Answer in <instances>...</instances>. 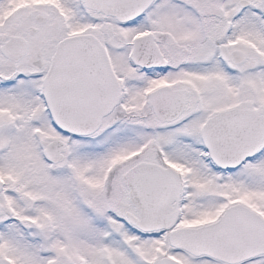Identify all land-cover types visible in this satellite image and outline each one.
I'll return each instance as SVG.
<instances>
[{"label":"snow or ice","instance_id":"1","mask_svg":"<svg viewBox=\"0 0 264 264\" xmlns=\"http://www.w3.org/2000/svg\"><path fill=\"white\" fill-rule=\"evenodd\" d=\"M0 264H264V0H0Z\"/></svg>","mask_w":264,"mask_h":264}]
</instances>
